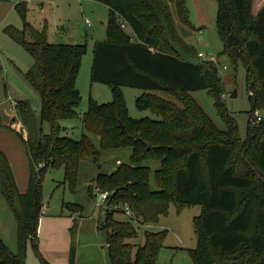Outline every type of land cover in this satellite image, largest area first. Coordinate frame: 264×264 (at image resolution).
Here are the masks:
<instances>
[{
    "label": "trees",
    "instance_id": "obj_1",
    "mask_svg": "<svg viewBox=\"0 0 264 264\" xmlns=\"http://www.w3.org/2000/svg\"><path fill=\"white\" fill-rule=\"evenodd\" d=\"M97 1L109 7V40L94 43L91 79L111 85L113 98L106 103L91 101L82 115L77 110L81 94L76 80L85 45L50 43L46 27L39 30L29 25V41L11 29L34 58L27 79L40 94V121L49 123V131L40 128L31 139L17 132L30 164L23 193L0 150L4 194L18 219V253L0 235V264H27L28 242L36 244L44 206L45 170L63 166L65 179L74 185L82 161L88 157L97 161L98 149L89 135L75 140L66 134L63 121L77 118L88 133L99 137L101 148H131L130 163L120 162L115 171L94 180L95 189L110 192L109 207L127 204L135 220L151 224L168 213L170 203L178 210L200 205V214L194 218L197 245L189 249L194 264H264V116L251 123L255 110L264 107V6L253 16L249 0H217L216 25L224 43L221 53L235 68L244 63L249 93H253L242 138L225 106L220 66L211 59L196 63L184 59L183 50L198 53L178 35L164 0ZM175 6L179 19L189 24L185 0H175ZM17 8L24 13L26 5L20 2ZM122 86L174 93L182 105L148 93L137 99V105L157 117L132 118ZM198 89L213 95L227 129H218L192 97L190 91ZM18 110L25 122L33 121L30 102L22 101ZM145 161L158 162L156 188L150 185L151 167ZM132 221L115 219L114 212L106 209L101 227L108 230L109 264H156L165 231L145 230L143 243H135L138 229ZM41 264L50 263L43 260Z\"/></svg>",
    "mask_w": 264,
    "mask_h": 264
},
{
    "label": "rangeland",
    "instance_id": "obj_2",
    "mask_svg": "<svg viewBox=\"0 0 264 264\" xmlns=\"http://www.w3.org/2000/svg\"><path fill=\"white\" fill-rule=\"evenodd\" d=\"M170 7L178 35L198 55L181 51L184 59L193 63L212 60L221 66L219 75L224 84L223 98L228 112L237 121L242 138L246 137L249 121L250 94L247 84V69L243 62L237 68L227 55L222 54L224 43L218 33L216 19L217 0H185L189 24L182 22L176 12L175 0H164ZM24 2L26 10L20 12L17 4ZM264 6V0H249V12L257 15ZM88 18L90 24L84 21ZM109 7L97 0H0V150L7 156L18 190H27L30 164L26 148L19 137L25 139L37 136L38 130L49 131V123L40 121L41 97L27 79L34 58L19 41L31 39L29 25L36 29L46 27L47 41L50 43H78L85 45L76 86L81 94L77 107L80 115L86 112L90 102L106 103L113 98V88L109 84L93 81L91 69L93 48L97 40H109L107 24ZM132 32L128 27H123ZM18 30V37L11 31ZM22 31V32H21ZM226 65V68H222ZM236 95L232 96V92ZM128 114L132 118L157 117L151 110L140 108L137 99L145 94H156L181 106V101L174 93L162 90L144 91L140 88L122 86ZM192 97L201 105L218 129H227V122L218 111L214 97L208 89L190 91ZM30 102L32 122L27 123L19 115V103ZM264 116V107H258ZM255 113V112H254ZM253 114L251 123L257 124ZM66 134L75 140L89 135L98 149L97 161L88 157L83 160L76 183L65 179L63 166H52L45 170L41 185L44 206L40 213L36 231L37 241L29 240L26 249L27 264H41L43 260L50 264H109L110 255L107 244L106 228L101 227L105 220L106 209L114 212L115 219H131L124 211L125 205L109 207L106 203L97 205L99 191L93 187L99 174H110L122 163H130L131 148H101L99 137L88 133L82 120L63 121ZM151 167L150 185L157 187L156 161H145ZM23 190V191H21ZM201 211L200 205L183 207L178 210L170 203L168 213L161 215L156 223L142 224L133 220L138 229L135 243H143L144 231H165L162 247L158 251L156 264H194L189 249L197 245L194 218ZM132 220V219H131ZM0 235L13 253H18V219L4 194L0 177Z\"/></svg>",
    "mask_w": 264,
    "mask_h": 264
},
{
    "label": "built area",
    "instance_id": "obj_3",
    "mask_svg": "<svg viewBox=\"0 0 264 264\" xmlns=\"http://www.w3.org/2000/svg\"><path fill=\"white\" fill-rule=\"evenodd\" d=\"M84 21L87 24H90V21L88 20V18H84ZM122 26H125V24L122 23ZM211 60L215 61V58H213ZM222 68L225 69L226 68V65L223 66ZM254 115H255V119H257V121H260L261 120V117L262 116L259 114L258 111H255ZM117 161H118V163H120V160H117ZM96 189L100 192L99 193L100 195H99V198H98V201H97V205H102L103 203H106V201H107V199H108V197L110 195V192L107 191V190H101L99 188H96ZM124 211L126 212L127 215L130 216L131 219L135 220L134 212L132 211V209H131V207L129 205H127V204L125 205Z\"/></svg>",
    "mask_w": 264,
    "mask_h": 264
},
{
    "label": "water",
    "instance_id": "obj_4",
    "mask_svg": "<svg viewBox=\"0 0 264 264\" xmlns=\"http://www.w3.org/2000/svg\"><path fill=\"white\" fill-rule=\"evenodd\" d=\"M235 95H236V91H233V92H232V96H235ZM120 125H121V127L123 126L122 123H121ZM149 146H150V145L148 144V147H149Z\"/></svg>",
    "mask_w": 264,
    "mask_h": 264
},
{
    "label": "crops",
    "instance_id": "obj_5",
    "mask_svg": "<svg viewBox=\"0 0 264 264\" xmlns=\"http://www.w3.org/2000/svg\"><path fill=\"white\" fill-rule=\"evenodd\" d=\"M21 191H23V190H21ZM23 193V192H22Z\"/></svg>",
    "mask_w": 264,
    "mask_h": 264
}]
</instances>
